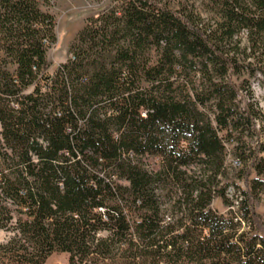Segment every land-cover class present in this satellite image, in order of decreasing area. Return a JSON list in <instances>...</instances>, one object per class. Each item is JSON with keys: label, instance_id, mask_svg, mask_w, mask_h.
<instances>
[{"label": "trees", "instance_id": "1", "mask_svg": "<svg viewBox=\"0 0 264 264\" xmlns=\"http://www.w3.org/2000/svg\"><path fill=\"white\" fill-rule=\"evenodd\" d=\"M51 1L0 0V264H264V0H108L53 73Z\"/></svg>", "mask_w": 264, "mask_h": 264}, {"label": "rangeland", "instance_id": "2", "mask_svg": "<svg viewBox=\"0 0 264 264\" xmlns=\"http://www.w3.org/2000/svg\"><path fill=\"white\" fill-rule=\"evenodd\" d=\"M107 3L108 0H52L50 2L49 6L45 9L55 17L57 41L47 52L48 61L50 62L49 72H55L57 67L69 58L70 45L78 31L85 26L86 19L99 13ZM251 83L256 96L264 107L263 76L258 75V77L252 78ZM227 165L229 166V178L235 180L241 190H245V181L234 175L235 171L241 167L238 158L233 155H228ZM240 191H236L232 187L229 191L236 203L242 197ZM260 198L261 200L257 204V211L264 219V193ZM213 205L216 209L224 213H227L230 209L222 202L221 198H216ZM6 236L7 232L0 230V241L4 240ZM68 258L69 254L66 252H54L47 258L45 264H68Z\"/></svg>", "mask_w": 264, "mask_h": 264}]
</instances>
